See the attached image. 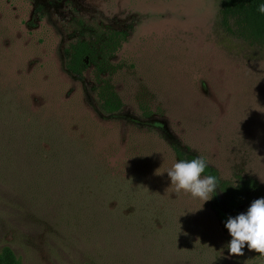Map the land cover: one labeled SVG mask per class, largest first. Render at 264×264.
<instances>
[{"label": "rangeland", "instance_id": "1", "mask_svg": "<svg viewBox=\"0 0 264 264\" xmlns=\"http://www.w3.org/2000/svg\"><path fill=\"white\" fill-rule=\"evenodd\" d=\"M221 1L0 0V249L20 264H225L216 247L245 208L176 194L167 175L177 148L264 188V45L225 30ZM109 37L99 76L68 71L72 45ZM103 80L117 113L100 109Z\"/></svg>", "mask_w": 264, "mask_h": 264}, {"label": "trees", "instance_id": "2", "mask_svg": "<svg viewBox=\"0 0 264 264\" xmlns=\"http://www.w3.org/2000/svg\"><path fill=\"white\" fill-rule=\"evenodd\" d=\"M261 3H264V0H222L220 7L221 24L225 30L249 43L264 45V15L257 11ZM112 38L113 37L106 42L105 46H100L99 48L101 50L98 52L95 50L94 46L89 45L85 41H79L72 45L68 60H66L68 71L72 74L82 75L88 62H93L96 67L95 75L99 76L103 70V62L107 60L108 56L113 52L112 50L116 47V42ZM96 96L100 104V109L105 114L117 113L123 106L120 95L114 86L107 80L101 81L96 86ZM142 110L145 116L150 114L146 108L143 107ZM9 124L10 123H6L5 125L9 126ZM28 140V136L20 139L19 135H15L10 139V141L13 142L9 144V146L13 147L21 141ZM41 140L42 136L38 135L37 144L40 145ZM174 152L180 161H191L197 158L195 154L191 153L184 155L183 152L177 148H174ZM8 153L10 152L8 151ZM206 165L201 176H213L216 178L217 188L215 190L220 193L226 208L239 209L244 207L247 212V209L251 206L253 201L264 198V188L252 177L237 176L235 179L222 178L215 167L208 162H206ZM224 229V245L223 247L220 246V248L216 247V250H221V253L228 255L226 244L231 237L229 233L226 234L227 229L225 227ZM244 252V256L231 257L235 264H264V258H261L258 253L254 251L250 252L247 248L244 249ZM219 257L220 255L215 251L213 256H210L214 264H219V261H221ZM231 258H226L225 256L223 261L229 263ZM0 264H20V262L12 249L5 246L0 249Z\"/></svg>", "mask_w": 264, "mask_h": 264}, {"label": "clouds", "instance_id": "3", "mask_svg": "<svg viewBox=\"0 0 264 264\" xmlns=\"http://www.w3.org/2000/svg\"><path fill=\"white\" fill-rule=\"evenodd\" d=\"M257 11L264 15V3H261ZM203 157H197L191 161H178L167 171L174 192L190 193L193 198H199L204 202L209 200V194L217 188L216 178L203 177L201 174L206 168ZM231 239L227 242L228 258L232 256H244V249L256 252L264 258V198L256 199L247 209L236 217H229L225 223Z\"/></svg>", "mask_w": 264, "mask_h": 264}]
</instances>
